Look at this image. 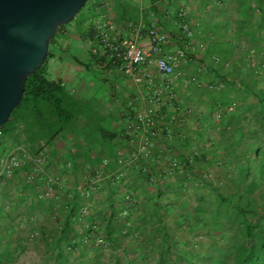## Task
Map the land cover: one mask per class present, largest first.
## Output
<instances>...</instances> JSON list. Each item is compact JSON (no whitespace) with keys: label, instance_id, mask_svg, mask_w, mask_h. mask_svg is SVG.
Segmentation results:
<instances>
[{"label":"trees","instance_id":"16d2710c","mask_svg":"<svg viewBox=\"0 0 264 264\" xmlns=\"http://www.w3.org/2000/svg\"><path fill=\"white\" fill-rule=\"evenodd\" d=\"M64 27L57 29L49 47ZM93 31L87 28L86 32L92 34L83 38L96 37ZM249 43L253 49L244 50L245 55L237 57L229 73L234 82L225 89L223 102L213 103L215 86H210L204 94L211 104L197 101L194 106L197 122L201 123L196 137L205 139L210 148L193 154V161L179 152L176 173H160L137 162L122 171L114 169L111 186H106L109 196L101 200H95V196L106 180L96 170L100 178L91 184L90 179L97 175L92 170V178L90 174L85 181L88 185L70 192L61 207L67 213L60 233L66 240L64 245L54 240L56 233L51 236L37 230L45 255L51 253L41 264H264V38H252ZM93 45L101 50L97 39ZM49 56L48 52L44 64L26 80L21 103L0 130L4 152L0 159L9 154V147H14V155H20L21 167L12 175L17 178L22 173L28 175L32 166L28 156L43 152L41 181L49 179L46 148L54 146L87 108L61 80L49 78L45 66ZM98 56L93 62L105 66L120 62L109 53ZM73 60L89 66L76 57ZM98 122L84 129L88 142L100 140L115 155L119 136ZM208 127L216 132L215 137L204 136ZM41 181H26L24 185L37 183V191ZM147 189L150 197L142 201L140 197ZM10 223L0 215L3 240L12 236L7 232ZM175 232L184 237L174 236ZM191 234L192 239H187ZM194 234L203 241H195ZM95 247L98 250H92ZM25 249L20 244L17 254ZM105 252L110 254L106 261L100 259ZM14 260L9 246L0 250V264H12Z\"/></svg>","mask_w":264,"mask_h":264},{"label":"crops","instance_id":"0c3cea01","mask_svg":"<svg viewBox=\"0 0 264 264\" xmlns=\"http://www.w3.org/2000/svg\"><path fill=\"white\" fill-rule=\"evenodd\" d=\"M189 4L190 10L183 13V0H98L86 9L75 34L64 27L49 47L51 61L70 59L72 66L79 70L75 87H67L61 78H49L61 80L87 108L54 146L46 148L47 175L56 177L58 183L49 199L38 197L37 183L23 186L27 173L9 178L18 181L12 191H8L7 185L2 189L0 215L6 224L12 218L11 228L7 231L12 236L7 238L9 242L5 239L1 244L11 247L15 257L13 262L31 246L38 251L42 248L38 258L40 264L51 256V253L45 255L40 238L35 243L30 241L37 233L34 234L32 226L37 225L35 230L45 231L46 235L56 233L54 240L64 245L66 240L60 233L67 213L61 207L70 192L88 185L85 181L90 174L89 179L92 178V170L100 172L106 180L102 191L95 196V200H101L109 196L106 186H111L114 169L122 171L137 162L160 173H176L174 164H179V152L193 161V154L210 148L211 144H205V139L196 137L201 131V123L197 122L194 106L197 101L211 104L212 100L204 94L210 86H215L212 90L215 92L211 93L213 103L223 102L225 89L234 82L229 73L236 66L237 57L245 55L244 50L253 49L250 39L264 38L261 28L264 26V0H190ZM100 16L112 19L117 28L126 31L129 39L134 38L133 28L142 23L144 29L138 43L143 47H148V29L163 33L166 36L164 54L176 59L174 73L164 77L153 67L143 65L135 75L145 76L137 83L134 75L125 73L120 63L105 66L97 60L93 62V58L103 52L93 45L96 37L83 36L90 33L86 32L87 28L94 30L92 20ZM86 20L90 26L86 25ZM85 45L90 48L85 49ZM69 51L72 56L67 55ZM251 52L253 54V50ZM73 57L89 66L76 63ZM144 115L142 122L140 118ZM97 120L100 127L119 136L115 155L110 154V149L100 140L88 142V133L84 129ZM213 121L216 123L217 120ZM205 131L204 136H216L210 127ZM147 197H150L149 189L140 199L144 201ZM97 205L99 203L94 207ZM91 213L95 214V211ZM24 223L31 226L23 228ZM20 244L26 249L17 254Z\"/></svg>","mask_w":264,"mask_h":264},{"label":"water","instance_id":"95a60500","mask_svg":"<svg viewBox=\"0 0 264 264\" xmlns=\"http://www.w3.org/2000/svg\"><path fill=\"white\" fill-rule=\"evenodd\" d=\"M90 0H0V130L22 101L26 80L50 41Z\"/></svg>","mask_w":264,"mask_h":264},{"label":"built area","instance_id":"2783aa9c","mask_svg":"<svg viewBox=\"0 0 264 264\" xmlns=\"http://www.w3.org/2000/svg\"><path fill=\"white\" fill-rule=\"evenodd\" d=\"M184 1L183 13L190 10V0ZM181 12V15H183ZM92 24L95 31L96 39L99 41L100 48L103 53H109L119 60L122 65V69L125 73L134 75V80L140 83L145 75L137 77L135 75L136 70L143 66H151L156 72L164 77H168L174 73L175 58L164 54V46L166 43V36L163 33L158 32L154 28H150L146 32V38L148 41V47L139 45L140 32L144 29V25L141 23L137 25L134 30V38L129 39L126 37V31L117 28L115 22L105 16H100L92 20ZM145 121V115L140 118ZM20 151H23L21 149ZM29 162H32V166L27 175V181L33 182L37 179L41 181L43 176V152L38 153V156H28ZM175 165V164H174ZM20 160L13 153H9L0 159V196L1 187L6 183V179L12 177L13 172L20 168ZM42 175V176H41ZM100 178V174L90 180L91 184H94ZM56 179H47L41 181L43 188L37 190L38 197L42 200L49 199L53 192V185Z\"/></svg>","mask_w":264,"mask_h":264},{"label":"rangeland","instance_id":"374dc122","mask_svg":"<svg viewBox=\"0 0 264 264\" xmlns=\"http://www.w3.org/2000/svg\"><path fill=\"white\" fill-rule=\"evenodd\" d=\"M98 0H90L87 2V4L78 12V14L76 15V18L69 24L66 25L68 31L72 34H75L79 25L82 24V20L81 18L84 15V12L86 11V9L88 7H90V5L92 3H95ZM91 16V15H90ZM89 16V17H90ZM88 18V17H87ZM86 25L90 26L91 24L88 22V20L85 21ZM86 47H88L87 49L90 48L89 45H85V49ZM88 51V50H87ZM67 55L72 56V53L69 51V53H67ZM46 69H47V74L50 77L53 78H61L67 87H75L77 86V82H78V76H79V72H77V68L75 66H72V63L69 60H63V61H58V60H50V58L47 59V63H46ZM79 71V70H78ZM1 147H0V155L4 152H1ZM7 153H15L14 147H9L8 150L6 151ZM18 156V155H16ZM26 159V158H25ZM219 171V170H218ZM18 183L17 178L14 180V182H8V180L6 181V185H7V189H10V191H12L13 189V185ZM23 186H25L23 184ZM1 203V202H0ZM252 221V220H251ZM169 223V227H171V222ZM31 225L30 223H24L23 224V228H29ZM37 225L32 226L34 229H32L35 232L38 233L37 230H35ZM170 232H173L169 229ZM34 235V238L32 240H30L31 242L35 243V241L38 239L37 237L38 234ZM174 236H178L179 238H182L181 235L184 237V235L180 232H175L172 233ZM2 236H0V250L3 248V245L1 244L4 240L2 239ZM189 236V235H187ZM198 234H194V240L197 242L203 241L202 238L200 236H198ZM186 237V236H185ZM192 239V234L191 237H187V239ZM7 241H10V239H7ZM11 248V247H10ZM99 247H95L92 250H98ZM42 249V248H41ZM44 251V250H43ZM107 251V250H106ZM40 252L42 253V251H38V249L33 248L32 246L30 247L29 250L26 251V253H23L20 258H18L15 262H13L12 264H40L38 258H40ZM120 256V255H119ZM108 258H110V254L109 252H105L104 255L100 258L101 260H107ZM150 261V260H148ZM139 264H144L143 262H139Z\"/></svg>","mask_w":264,"mask_h":264}]
</instances>
